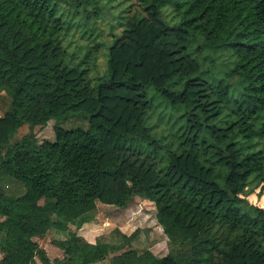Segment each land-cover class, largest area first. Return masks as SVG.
<instances>
[{
	"label": "trees",
	"instance_id": "obj_1",
	"mask_svg": "<svg viewBox=\"0 0 264 264\" xmlns=\"http://www.w3.org/2000/svg\"><path fill=\"white\" fill-rule=\"evenodd\" d=\"M139 5L112 31L107 72L91 76L105 42L77 59L82 47L65 40L103 0H0V264H264V196H241L253 172L264 192V0ZM148 85L185 108L161 129L148 124ZM74 113L88 125L65 127ZM49 120L55 139H40ZM10 179L24 191L8 193ZM136 194L154 202L167 253L135 247L139 227L81 234L98 201L124 207ZM51 229L62 257L38 241Z\"/></svg>",
	"mask_w": 264,
	"mask_h": 264
},
{
	"label": "rangeland",
	"instance_id": "obj_2",
	"mask_svg": "<svg viewBox=\"0 0 264 264\" xmlns=\"http://www.w3.org/2000/svg\"><path fill=\"white\" fill-rule=\"evenodd\" d=\"M107 1V2H106ZM104 8L101 14L93 19V21H86V11L78 13L75 20L79 24L69 30L66 37L67 48L70 52L76 53L82 47L81 51H78V56L83 55V51L89 45H93L97 41H104L105 44L98 47L93 46L90 63V75L97 76L99 74H105L107 72V56L108 47L114 37L113 32L120 33L121 27L118 26V20H121V16L129 15L135 10L140 8L139 0H103ZM130 8L128 11H126ZM67 10H70L69 8ZM167 11L171 12L169 8ZM123 14V15H121ZM112 24H115L112 28ZM93 31V32H92ZM92 32V33H91ZM108 44V45H107ZM80 46V47H79ZM83 50V51H82ZM91 56V57H92ZM219 58V57H218ZM220 59L221 65H224V61ZM147 93L153 100L154 105L151 110L148 124L154 126V129H161L164 122L172 123L177 120L178 117L184 111V105H174L168 100L163 98L161 94L155 89L153 85L147 86ZM9 98L7 96L0 100V114L4 112L7 107ZM160 117L163 121H159ZM54 120H49L48 124L38 133L40 139L48 138L55 139V132L53 128ZM157 124V127L155 124ZM65 127H71L76 125L87 126L88 119L83 116L82 113H74L68 119L62 123ZM28 125L25 124L19 128L15 134V138L20 137L24 133L28 132ZM168 129V128H167ZM163 132H168V130ZM166 132V133H167ZM167 138H165L166 140ZM259 176L257 172L251 173L241 191L243 204L248 205L250 203H258L262 200L264 192H261L258 185ZM6 191L11 194H20L24 191L23 184L15 179H10L5 185ZM97 215L98 222L94 225L100 227L99 231H96L95 238L99 234H103L104 238H111V232L115 226H122L126 233H131L137 227L140 228L139 233L133 239V245L139 250L146 248H152L157 255H163L171 248V243L168 240L167 235L164 233L163 228L160 227L156 219V207L153 201L144 198L142 195L136 194L124 207H120L114 204L97 202ZM100 223V224H99ZM54 229L46 233L44 236L39 237L38 241L42 247H44L51 258L57 256L62 257L63 251L52 243V239L56 237H63V233H56ZM103 231V232H102ZM102 232V233H100ZM63 234V235H62ZM189 251V242L183 243V251L181 256H185ZM37 264H41L39 258Z\"/></svg>",
	"mask_w": 264,
	"mask_h": 264
},
{
	"label": "crops",
	"instance_id": "obj_3",
	"mask_svg": "<svg viewBox=\"0 0 264 264\" xmlns=\"http://www.w3.org/2000/svg\"><path fill=\"white\" fill-rule=\"evenodd\" d=\"M97 206L99 207V204L97 203ZM96 223L92 222V223H88V224H85L82 228H81V234L87 238L88 240L90 241H94L95 240V235H96V231H99L100 229H103V228H100V227H96L97 225H94ZM160 225V224H159ZM122 228V226H119ZM160 227H162L160 225ZM103 232V231H102ZM100 232V233H102ZM152 249V248H150ZM94 264H98V263H94Z\"/></svg>",
	"mask_w": 264,
	"mask_h": 264
}]
</instances>
